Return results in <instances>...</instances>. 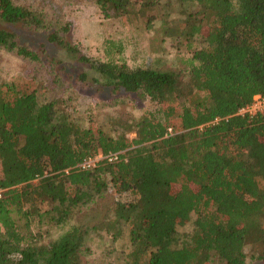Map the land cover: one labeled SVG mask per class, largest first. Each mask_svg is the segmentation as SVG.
<instances>
[{"label":"trees","instance_id":"trees-1","mask_svg":"<svg viewBox=\"0 0 264 264\" xmlns=\"http://www.w3.org/2000/svg\"><path fill=\"white\" fill-rule=\"evenodd\" d=\"M159 1L0 0V24L11 27H0V57L22 64L0 74V264H83L91 236L113 241L123 224L125 264H264V111L237 114L264 96V0H162L155 33L182 69L131 67L111 39L103 59H92L62 10L90 2L126 22ZM146 27L154 28L150 18ZM21 33L62 48L116 97L143 96L155 107L107 128L84 125L63 91L87 72L64 78L45 43ZM108 191L127 198L96 224L77 221Z\"/></svg>","mask_w":264,"mask_h":264},{"label":"rangeland","instance_id":"rangeland-1","mask_svg":"<svg viewBox=\"0 0 264 264\" xmlns=\"http://www.w3.org/2000/svg\"><path fill=\"white\" fill-rule=\"evenodd\" d=\"M65 19L72 24L71 37L80 51L92 59H103L104 40L111 39L121 45V56L131 67H159L182 69L185 64L174 56L169 41H160L159 34L155 33L165 9L162 0L150 11L143 15L132 16L128 21L120 18L104 17L98 7L93 3H68L62 5ZM173 13H170L172 15ZM150 18L154 28L147 29L146 20ZM0 27H9L0 24ZM24 39L31 42L43 41L46 51L64 66V78L74 77L79 72H87L84 83H76L71 79L63 91V98L72 108V115L86 125L88 120L108 127L111 121L120 117L136 116L143 109H153L155 103L143 96L131 94L129 97L118 98L111 94L108 88L95 82L93 78L98 75L87 69V66L74 59L62 48L53 43L44 41L41 35L21 33ZM22 64L14 57L8 55L0 57V74L11 76L18 73ZM128 133L127 137H132ZM35 181H33L34 183ZM127 195H116L112 191L105 192L93 203L80 208L75 218L81 224L92 225L109 217L113 202L126 200ZM264 222V220H263ZM191 227L190 220L177 226L179 232L187 231ZM54 232V231H53ZM53 235V233H52ZM105 233L91 236L89 246L91 254L83 257V264H125L122 252L129 250L127 238V225L121 226V234L110 241ZM262 260L249 259L246 264H261ZM211 264H223L213 257Z\"/></svg>","mask_w":264,"mask_h":264},{"label":"built area","instance_id":"built-area-1","mask_svg":"<svg viewBox=\"0 0 264 264\" xmlns=\"http://www.w3.org/2000/svg\"><path fill=\"white\" fill-rule=\"evenodd\" d=\"M261 111H264V96L261 95V94H254L251 98V101L249 104L245 105V106H242L240 107L238 110H237V114H247V115H252V114H255L257 112H261ZM100 157V154L94 156L93 158H88L86 161H84L82 164H81V167H85V166H89L91 164H93V162L98 158ZM116 158V155L115 154H111L109 157H108V160H111V159H115Z\"/></svg>","mask_w":264,"mask_h":264}]
</instances>
